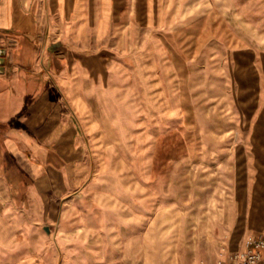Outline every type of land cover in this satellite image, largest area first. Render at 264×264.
Segmentation results:
<instances>
[{
    "label": "rangeland",
    "instance_id": "rangeland-1",
    "mask_svg": "<svg viewBox=\"0 0 264 264\" xmlns=\"http://www.w3.org/2000/svg\"><path fill=\"white\" fill-rule=\"evenodd\" d=\"M174 6L164 49L109 52L138 55L117 130L94 148L117 193L70 212L57 264H216L264 231V0Z\"/></svg>",
    "mask_w": 264,
    "mask_h": 264
},
{
    "label": "crops",
    "instance_id": "crops-1",
    "mask_svg": "<svg viewBox=\"0 0 264 264\" xmlns=\"http://www.w3.org/2000/svg\"><path fill=\"white\" fill-rule=\"evenodd\" d=\"M186 1L0 0V264H57L70 212L117 193L100 186L94 148L117 130L138 55L109 52L164 49L165 21Z\"/></svg>",
    "mask_w": 264,
    "mask_h": 264
},
{
    "label": "built area",
    "instance_id": "built-area-1",
    "mask_svg": "<svg viewBox=\"0 0 264 264\" xmlns=\"http://www.w3.org/2000/svg\"><path fill=\"white\" fill-rule=\"evenodd\" d=\"M216 264H264V231L247 238L241 250L224 254Z\"/></svg>",
    "mask_w": 264,
    "mask_h": 264
}]
</instances>
